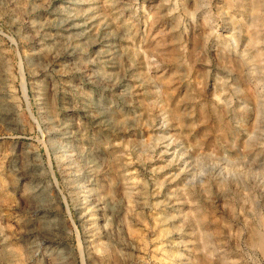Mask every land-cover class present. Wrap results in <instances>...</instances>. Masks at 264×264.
<instances>
[{"label":"rangeland","instance_id":"obj_1","mask_svg":"<svg viewBox=\"0 0 264 264\" xmlns=\"http://www.w3.org/2000/svg\"><path fill=\"white\" fill-rule=\"evenodd\" d=\"M261 1L0 0V264H264Z\"/></svg>","mask_w":264,"mask_h":264},{"label":"bare ground","instance_id":"obj_2","mask_svg":"<svg viewBox=\"0 0 264 264\" xmlns=\"http://www.w3.org/2000/svg\"><path fill=\"white\" fill-rule=\"evenodd\" d=\"M71 2V1H70ZM249 5V7H250V9L252 10V11H260L262 8H263V3H262V1L261 0H251V2H250V4H248ZM66 18V17H65ZM69 23V22H68ZM67 24V23H66ZM70 24H72L71 22L68 24V25H70ZM75 26V25H74ZM71 28V27H70ZM72 30H73V28H72ZM257 43H258V41L257 40H251V42H250V49H255V46L257 45ZM244 56L246 57V56H248L247 57V62H246V64H248V65H250V66H252L253 67V69H250V73H249V79H255L256 81H257V84H260V87L262 88V92H263V94L260 96L261 98H262V103L260 104V106L262 105H264V85H261V83H262V77L259 75L260 73H259V70H257L258 69V66L256 65V62L257 61H255V60H257L256 58V56H254V55H250V53H247V52H245L244 53ZM203 60V59H202ZM224 60V59H223ZM245 63V62H244ZM255 69V70H254ZM194 96V95H193ZM217 114V113H216ZM218 116V115H217ZM220 118V117H219ZM107 120V119H106ZM218 120H220V119H218ZM252 142H254V141H252ZM252 144V148H253V143H251ZM255 146V145H254ZM259 155V154H258ZM91 157V156H90ZM257 158V157H256ZM258 159V158H257ZM256 159V160H257ZM31 161V160H30ZM30 167V166H29ZM22 172H20L19 171V173H26L27 174V171H28V167L27 166H21V169H20ZM35 170V169H34ZM24 171V172H23ZM35 172V171H34ZM33 172V173H34ZM37 173V172H36ZM22 178V177H21ZM38 179V178H37ZM38 188V190L40 191L41 190V188L40 187H37ZM36 189V188H35ZM91 211V210H90ZM89 211V212H90ZM82 217V219H86V217H87V215L86 214H84V215H81ZM92 216H95V213H94V211L92 210ZM259 221V220H258ZM263 222V221H262ZM262 225H263V223H262ZM91 226V225H90ZM264 228V227H263ZM91 237V236H90ZM258 246L262 249V251H264V235L263 234H261V231H260V234L258 235ZM100 246V245H99ZM48 254H46L45 256H47Z\"/></svg>","mask_w":264,"mask_h":264}]
</instances>
